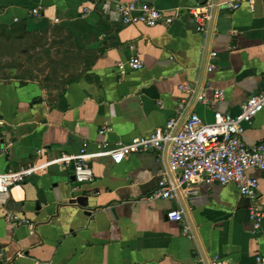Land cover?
I'll list each match as a JSON object with an SVG mask.
<instances>
[{"label": "crops", "instance_id": "obj_1", "mask_svg": "<svg viewBox=\"0 0 264 264\" xmlns=\"http://www.w3.org/2000/svg\"><path fill=\"white\" fill-rule=\"evenodd\" d=\"M127 1L0 0V174L35 169L0 194V264H210L215 255L255 264L264 220L255 226L251 201L234 185L178 186L173 198L149 200L166 153L115 163L109 151L177 117L182 99V115L211 122L215 110L235 114L263 91L264 0L235 10L225 0H141L174 13L155 26L123 24L118 7ZM208 4L199 29L189 8ZM133 56L143 67L121 75L117 62ZM182 82L194 93L180 91ZM215 89L222 100H213ZM200 91L211 103L196 100ZM103 125L109 130L100 135ZM243 139H264V108ZM83 151L94 177L78 183L73 164L60 159ZM247 173L264 194V170ZM172 209L182 221L168 218ZM10 212L28 222L7 221Z\"/></svg>", "mask_w": 264, "mask_h": 264}, {"label": "built area", "instance_id": "obj_2", "mask_svg": "<svg viewBox=\"0 0 264 264\" xmlns=\"http://www.w3.org/2000/svg\"><path fill=\"white\" fill-rule=\"evenodd\" d=\"M243 1L253 3L254 0H225L229 9L235 10ZM211 4L189 8L199 29H203L210 19ZM123 24H142L155 26L159 23L170 24L174 20V13H168L156 6L141 0L123 2L118 7ZM32 15H40L41 7L31 9ZM57 20V19H56ZM216 52H211V57ZM144 61L139 56H133L125 61L117 62V69L121 75L129 70L141 69ZM209 62L208 71L214 68ZM180 91L193 94L194 88L188 82L179 83ZM225 93L222 89L213 91V100H222ZM196 100L209 104L211 100L205 91L196 94ZM184 100L178 103L177 117L169 118L163 126L157 127L149 136H136L129 142H117L110 149V155L115 163H119L134 153L154 150L165 152L168 167L159 179L156 188L147 197L149 200L158 198H173L177 195V187L184 186L191 192L197 183L219 185H234L238 193L249 199V214L256 227L264 220V194L259 192L258 180L250 176V168L264 170V139L247 144L243 137L247 125L253 122L255 116L264 108V90L248 97L237 113L214 111L211 122L204 121L197 112L182 115ZM182 115V116H181ZM109 130L103 125L99 134L103 135ZM103 145H107L106 142ZM65 165L73 164L74 177L78 183L93 180L94 171L89 165L85 152L74 155L63 153L60 159ZM35 169L26 167L19 171H8L0 174V194L9 193L11 189L22 184ZM171 220L182 221L183 213L180 209L167 212ZM5 219L13 224L27 223V219L17 214L8 213ZM197 264H206L203 261ZM210 264H225L223 259L215 255ZM255 264H264V253L255 256Z\"/></svg>", "mask_w": 264, "mask_h": 264}, {"label": "rangeland", "instance_id": "obj_3", "mask_svg": "<svg viewBox=\"0 0 264 264\" xmlns=\"http://www.w3.org/2000/svg\"><path fill=\"white\" fill-rule=\"evenodd\" d=\"M37 71V70H36ZM40 72L39 71H37V74H39Z\"/></svg>", "mask_w": 264, "mask_h": 264}]
</instances>
